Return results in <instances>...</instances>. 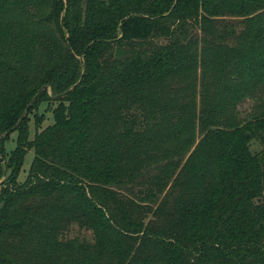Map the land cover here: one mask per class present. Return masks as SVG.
Returning <instances> with one entry per match:
<instances>
[{
    "label": "trees",
    "instance_id": "trees-1",
    "mask_svg": "<svg viewBox=\"0 0 264 264\" xmlns=\"http://www.w3.org/2000/svg\"><path fill=\"white\" fill-rule=\"evenodd\" d=\"M7 131L0 264H264V0H0Z\"/></svg>",
    "mask_w": 264,
    "mask_h": 264
},
{
    "label": "rangeland",
    "instance_id": "rangeland-1",
    "mask_svg": "<svg viewBox=\"0 0 264 264\" xmlns=\"http://www.w3.org/2000/svg\"><path fill=\"white\" fill-rule=\"evenodd\" d=\"M10 14H12L13 16H16V15H19V11L11 12ZM260 103L261 102L255 98H253V99L247 98V99L243 100L239 105V111L241 112L240 113L241 116L242 115L246 116L247 113L255 110V108ZM45 108H46V104L44 103L39 107V109L36 112L38 114L43 113L45 115V117H44L45 119L43 120V122L41 124L42 128L45 127L46 125L52 123V120H53L51 112L45 110ZM29 117H30L29 118V126H30L31 134H32L35 117H34V114H32V113L29 114ZM15 135H16V133L13 132L10 135V140L6 141L5 145H6L7 150H10L11 148H13V146H14V140L13 139H15ZM182 140H185V139L182 138L180 141V139L175 138L172 135V133L167 134L166 130H160L159 133L152 135L151 141L149 142V144L145 147V149L143 151L148 156H150V154L154 153V155H156L157 158L153 162H157V161H159V158L160 159L169 158V157L171 158V157L183 152L182 146L184 144L182 143ZM251 148L253 150H257L259 148V146L255 141H252ZM32 157H33V151L29 150L25 156L24 164H23L22 170H21L20 175H19L20 180H23L24 177L26 176L27 169L29 167V164H30ZM78 231H80V232L74 233L71 229L70 233L68 234L69 237H73L72 236L73 234L74 235L80 234L81 236L82 235H85V236L88 235L87 231H82L79 229H78Z\"/></svg>",
    "mask_w": 264,
    "mask_h": 264
},
{
    "label": "water",
    "instance_id": "water-1",
    "mask_svg": "<svg viewBox=\"0 0 264 264\" xmlns=\"http://www.w3.org/2000/svg\"><path fill=\"white\" fill-rule=\"evenodd\" d=\"M46 88H47L46 86H43V87H42V89H46ZM40 90H41V89H40ZM40 90H39V92H40ZM34 99H35V97L33 98V100H34ZM28 108H29V105L27 106L26 109H28ZM24 114H25V113H23V114L21 115V117H20L19 120H18V123L21 122V120H22L23 117H24ZM8 132H9V131H7V132H5L4 134H2L1 137H0V139H1L4 135H6ZM0 160L3 161L2 158H0ZM5 173H6V167H4L3 177H4Z\"/></svg>",
    "mask_w": 264,
    "mask_h": 264
}]
</instances>
